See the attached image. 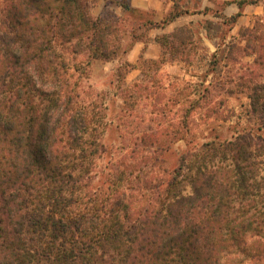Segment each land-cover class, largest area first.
Here are the masks:
<instances>
[{"label":"trees","instance_id":"1","mask_svg":"<svg viewBox=\"0 0 264 264\" xmlns=\"http://www.w3.org/2000/svg\"><path fill=\"white\" fill-rule=\"evenodd\" d=\"M94 1L0 0V264H264L262 74L253 70L246 89L251 126L230 139L192 146L187 121L177 128L165 111L134 133L131 106L93 93L90 68L190 10L172 0L156 24L126 0H107L123 16H95ZM240 15L216 14L228 31ZM256 28L241 35L263 66ZM160 39L163 65L190 51L194 33ZM181 141L188 149L168 168Z\"/></svg>","mask_w":264,"mask_h":264},{"label":"rangeland","instance_id":"2","mask_svg":"<svg viewBox=\"0 0 264 264\" xmlns=\"http://www.w3.org/2000/svg\"><path fill=\"white\" fill-rule=\"evenodd\" d=\"M202 1L179 0L183 10L186 8L193 13ZM93 5L95 16H119L121 12L116 4L104 0H96ZM217 7L220 8L219 5ZM216 17L213 23L206 20V17H196L194 30L198 36L194 44L188 47L190 51L186 55L176 56L168 53L163 65L162 57L159 60H146L141 56L137 63H130L126 56L136 43L126 54H122L132 41L127 37L118 59L92 64L89 84L93 93H107L108 100L116 101L119 109L130 105L135 124L134 133L145 130L143 126H139L143 120L150 124L153 118L160 115L163 118L164 111L165 120L175 122L177 128L180 127V122L187 121L188 127L182 133L193 139L192 146H197L216 134L221 139H230L235 131L250 127L247 116L250 100L246 89L253 70L260 72L263 76L260 81H264V64H253L257 55L253 54L256 45L252 42V37H244L241 32L230 33L226 26H221L222 20ZM256 29L257 36L264 42V24L259 23ZM201 31L206 32V38L210 42L199 37ZM140 36V41L147 43L149 32H142ZM229 44L228 50L226 45ZM217 51L218 56L214 58ZM257 54L262 56L264 62L262 48H257ZM212 68L217 71H212ZM211 83L215 91L209 98L202 100L200 92ZM119 113L120 111L117 112ZM118 136L119 133L111 129L106 133V140L109 144H114L118 141ZM187 149L186 142L176 143L165 156L166 166L173 167L178 157Z\"/></svg>","mask_w":264,"mask_h":264},{"label":"crops","instance_id":"3","mask_svg":"<svg viewBox=\"0 0 264 264\" xmlns=\"http://www.w3.org/2000/svg\"><path fill=\"white\" fill-rule=\"evenodd\" d=\"M104 1L110 3L107 0ZM241 1L243 0H203L198 4V7L195 8L194 13L190 10L189 14L181 15L164 27H156L148 31L149 39L147 40V43H144L143 41L136 42V45L126 56V59L133 64L137 63L141 56L146 60H159L162 57L163 51L160 38L164 35H171L181 28L191 30L194 33V40H196L198 36L194 30V25L196 23L195 19H197L196 17H199V19H202L200 18L201 16L206 17V20L213 22L215 19L214 17L218 12L226 18H231L240 13L241 15L236 24L230 30V33L234 34L245 29H253L259 23L264 24V0H259L255 4L247 3L240 7L239 2ZM127 2L135 10L149 12L151 18L156 24H162L165 21L172 12L174 4L169 0H128ZM218 5L220 8L217 7ZM117 6L121 11L120 16H123L124 9L119 5ZM206 11L208 12V15L203 13ZM220 20L222 19L220 18ZM199 35L202 40L208 41V38H206V32L201 31Z\"/></svg>","mask_w":264,"mask_h":264}]
</instances>
